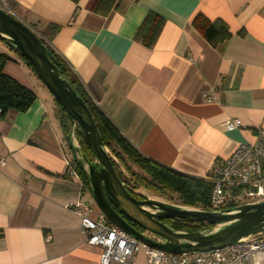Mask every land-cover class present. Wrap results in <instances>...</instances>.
Returning <instances> with one entry per match:
<instances>
[{
  "label": "crops",
  "instance_id": "obj_1",
  "mask_svg": "<svg viewBox=\"0 0 264 264\" xmlns=\"http://www.w3.org/2000/svg\"><path fill=\"white\" fill-rule=\"evenodd\" d=\"M99 1L11 0L25 24L59 27L51 47L147 159L206 177L239 143L256 140L264 128V0H113L108 12L107 4L96 10ZM148 12L163 19L150 48L133 39ZM196 13L222 20L231 37L210 45L191 25ZM1 52L11 57L4 73L35 99L0 118V264H100V248L86 243L65 207L79 182L68 173L76 154L54 99L16 52L0 44ZM232 117L241 126L225 130ZM130 264H145L144 253Z\"/></svg>",
  "mask_w": 264,
  "mask_h": 264
},
{
  "label": "water",
  "instance_id": "obj_2",
  "mask_svg": "<svg viewBox=\"0 0 264 264\" xmlns=\"http://www.w3.org/2000/svg\"><path fill=\"white\" fill-rule=\"evenodd\" d=\"M0 39L28 61L33 73L67 114L69 142L86 172L92 199L113 224L149 246L172 253L216 249L244 237L264 233V201L206 210L145 196L135 198L117 176L87 105L49 60L46 48L34 30L14 14L0 8ZM76 129L90 148L92 161L80 149ZM165 219L205 222L212 227L195 231L176 230L164 222Z\"/></svg>",
  "mask_w": 264,
  "mask_h": 264
},
{
  "label": "trees",
  "instance_id": "obj_3",
  "mask_svg": "<svg viewBox=\"0 0 264 264\" xmlns=\"http://www.w3.org/2000/svg\"><path fill=\"white\" fill-rule=\"evenodd\" d=\"M72 1L77 2L78 0ZM112 1L113 0H100L96 6V10L102 6V4H107L108 8L106 12H108L112 5ZM1 3L2 2L0 1V4ZM4 4L7 6V11H11L16 6L11 0H6ZM162 22L163 19L161 17L153 12H148L142 23L135 30L133 39L139 41L143 46L150 48L155 41ZM191 25L212 46H216L231 37V32L222 20L210 21L200 13L193 15L191 18ZM29 27L38 35L41 43L46 48L49 60L57 67L59 74L70 84L87 105L100 134L102 143L110 152L109 159L115 168L116 174L125 184L131 195L137 199H142L144 196L135 192V190L140 187L164 195L170 191L178 195L183 205L206 210L212 209L208 200L212 184L208 179L205 177H193L180 173L142 156L89 98L74 71L50 45L49 40L59 29L57 25L48 24L41 31L36 30L34 25H30ZM239 34L242 35L243 31H240ZM0 42L3 43L8 50L16 52L24 63L32 70L28 61L18 51L5 44L1 39ZM10 60L11 57L8 54L3 52L0 53V118H2L9 110L18 112L26 111L35 99V94L30 89L21 84L15 78L4 73L3 68L7 61ZM55 105L60 126L69 146H71L69 142V118L65 111L56 102ZM75 135L80 149L87 159L92 161L93 154L90 148L81 139L78 129L75 130ZM113 158L119 161V164L122 165L127 175L121 171L119 165H117ZM72 163L79 174L82 183L87 190L90 191L88 178L80 160L74 157ZM130 163L136 165L143 173L133 170L130 167ZM163 221L171 225L174 229L182 231H195L212 227L205 222H188L183 219H165Z\"/></svg>",
  "mask_w": 264,
  "mask_h": 264
},
{
  "label": "built area",
  "instance_id": "obj_4",
  "mask_svg": "<svg viewBox=\"0 0 264 264\" xmlns=\"http://www.w3.org/2000/svg\"><path fill=\"white\" fill-rule=\"evenodd\" d=\"M222 125L232 130L241 121L232 117ZM4 163L0 159V166ZM68 173L78 180L79 192L65 207L79 218L86 243L100 248V264H130L138 251L144 253L145 264H264V233L204 251L172 253L149 246L109 221L94 200L85 197L88 190L74 167L68 166ZM205 178L212 184L208 199L212 209L264 201V128L257 130L254 142L239 143Z\"/></svg>",
  "mask_w": 264,
  "mask_h": 264
},
{
  "label": "rangeland",
  "instance_id": "obj_5",
  "mask_svg": "<svg viewBox=\"0 0 264 264\" xmlns=\"http://www.w3.org/2000/svg\"><path fill=\"white\" fill-rule=\"evenodd\" d=\"M0 8H2V9H4V10H6L7 11V6L4 4V3H1L0 4ZM9 8V7H8ZM10 13L12 12V14H14L16 17H18V18H20V19H25V17L21 14V13H17L16 11L14 12L13 11V9L10 11V10H8ZM30 24V23H29ZM30 26V25H29ZM38 27L36 26L35 27V29L36 30H38L37 29ZM0 44L1 45H3V43H1L0 42ZM7 54V53H6ZM34 74V73H33ZM35 75V74H34ZM36 76V75H35ZM37 77V76H36ZM38 79V78H37ZM39 80V79H38ZM39 82L42 84V82L39 80ZM43 85V84H42ZM44 86V85H43ZM45 87V86H44ZM45 89H46V87H45ZM48 93H49V91L48 90H46ZM49 95H51L50 93H49ZM107 151H108V153H109V155H110V152H109V150L107 149ZM114 160H115V162L117 163V165H119V167H120V169H121V171L125 174V175H127L126 174V171L123 169V167H122V165L121 164H119V161L117 160V159H115V158H113ZM130 167L133 169V170H135L136 172H139V173H143L136 165H134L133 163H130ZM135 192L136 193H139V194H141V195H143V196H145V197H148V198H153V199H156V200H159V201H163V202H165V203H169V204H175V205H183L182 203H181V200H180V198L178 197V195L176 194V193H174V192H167L165 195L164 194H160V193H157V192H154V191H149V190H147V189H144V188H142V187H140V188H138L137 190H135ZM86 198H92V196H91V192L90 191H88V193L86 194V196H85ZM239 204H241V203H239ZM238 204V205H239Z\"/></svg>",
  "mask_w": 264,
  "mask_h": 264
},
{
  "label": "flooded vegetation",
  "instance_id": "obj_6",
  "mask_svg": "<svg viewBox=\"0 0 264 264\" xmlns=\"http://www.w3.org/2000/svg\"><path fill=\"white\" fill-rule=\"evenodd\" d=\"M128 223H130L132 226H134L135 228H137L138 230H140L139 227H137V225L133 224L132 222H130L129 220H126Z\"/></svg>",
  "mask_w": 264,
  "mask_h": 264
}]
</instances>
